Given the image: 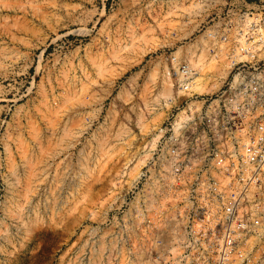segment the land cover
<instances>
[{
  "label": "rangeland",
  "instance_id": "obj_1",
  "mask_svg": "<svg viewBox=\"0 0 264 264\" xmlns=\"http://www.w3.org/2000/svg\"><path fill=\"white\" fill-rule=\"evenodd\" d=\"M230 1L0 0V264H143L132 163L186 107L170 60Z\"/></svg>",
  "mask_w": 264,
  "mask_h": 264
},
{
  "label": "built area",
  "instance_id": "obj_2",
  "mask_svg": "<svg viewBox=\"0 0 264 264\" xmlns=\"http://www.w3.org/2000/svg\"><path fill=\"white\" fill-rule=\"evenodd\" d=\"M226 4L200 45L170 60L180 91L200 75L204 52L201 61L226 58L229 73L167 118L138 174L131 216L143 264L264 259V0Z\"/></svg>",
  "mask_w": 264,
  "mask_h": 264
},
{
  "label": "bare ground",
  "instance_id": "obj_3",
  "mask_svg": "<svg viewBox=\"0 0 264 264\" xmlns=\"http://www.w3.org/2000/svg\"><path fill=\"white\" fill-rule=\"evenodd\" d=\"M194 6V5H193ZM191 9H193L191 7ZM189 13V15H194V16H199L202 13V6H200V4L195 5L193 10H185ZM174 27V24H172ZM171 27V28H172ZM200 45V44H199ZM198 45V46H199ZM205 45V42L203 44V46ZM196 49V48H195ZM178 51V50H177ZM176 53V52H175ZM215 58L212 57L211 61H201V60H205V52L203 53V55L201 56V58L199 59V65H201V72L200 75L197 76L190 84V87L187 90H182L180 91L179 88L176 86L174 80L172 79L171 75L168 74L166 75L165 78V92L164 94V99L166 100V106H170V102H175L178 101L181 97H191L195 94H203V93H211L213 91H215L216 89H218L222 83V79L226 78L228 76L229 73V62L226 60V58H223L221 61L222 62H217L216 60H214ZM173 60V65H177L179 59L177 56H173L172 57ZM101 64V63H100ZM99 66V65H98ZM97 66V67H98ZM177 87V88H176ZM89 104V103H88ZM197 108H199V105L197 106ZM58 111V110H57ZM184 112H180V116H182ZM161 115V114H160ZM80 118V117H79ZM82 118V117H81ZM157 119V118H156ZM51 120V119H50ZM54 120V119H53ZM155 120V119H154ZM153 120V121H154ZM81 121V120H80ZM159 121V120H158ZM155 123L157 124V122L155 121ZM76 125V124H74ZM78 125V124H77ZM79 126V125H78ZM147 126V125H146ZM149 127V125H148ZM153 127V126H152ZM151 127V128H152ZM66 128V127H65ZM155 131H159L160 133L153 135V138L149 141L148 145L141 147L138 150V163L133 165V168L136 173L132 174V176L134 178L137 177V175L140 173L141 169L139 168V166L141 165V159H143V165H145L146 163V159L148 156L151 155L152 150L154 149L157 141L159 140V138L161 137L163 131H162V127L160 125V123H158L154 128ZM69 131V130H68ZM52 134V133H51ZM73 134V133H72ZM70 136V135H69ZM52 137V136H51ZM77 138V137H76ZM61 142V141H60ZM76 142V141H75ZM56 144V143H55ZM28 145V144H27ZM22 146V145H21ZM26 146V145H25ZM29 146V145H28ZM27 147V146H26ZM39 147V146H38ZM22 148V147H21ZM46 151V150H45ZM49 152V151H48ZM59 152V151H58ZM145 153V154H144ZM41 154V153H40ZM44 154V150L42 155ZM55 157V153L54 152H49L45 155L44 158V165L48 166L47 164H49V161L52 160ZM36 158V157H35ZM66 158V157H65ZM41 160V159H40ZM43 160V159H42ZM36 161V160H35ZM31 162V161H30ZM130 162V161H128ZM127 162V163H128ZM40 166V165H39ZM127 168V167H126ZM30 169V168H29ZM32 169V168H31ZM44 169V168H43ZM38 171V170H37ZM132 171V170H131ZM130 170L127 171V174L131 175ZM36 173V172H35ZM40 173V172H39ZM120 174V173H118ZM126 174V173H125ZM29 177V176H28ZM117 177V176H116ZM126 177V176H125ZM132 178V177H131ZM29 179V178H28ZM115 179V178H114ZM134 180V179H133ZM126 181V180H125ZM128 181V180H127ZM134 182V181H133ZM113 184V183H112ZM116 184V183H114ZM129 185V183H128ZM88 186V185H87ZM90 187V185L88 186V188ZM87 188V189H88ZM93 188V187H92ZM29 191V190H28ZM113 191V190H111ZM29 195V194H28ZM89 195V193L87 194ZM90 196V195H89ZM88 196V197H89Z\"/></svg>",
  "mask_w": 264,
  "mask_h": 264
}]
</instances>
